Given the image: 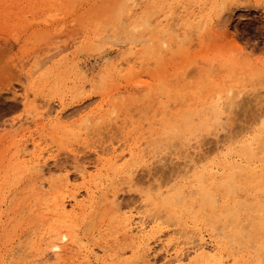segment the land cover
I'll list each match as a JSON object with an SVG mask.
<instances>
[{"label":"rangeland","instance_id":"1","mask_svg":"<svg viewBox=\"0 0 264 264\" xmlns=\"http://www.w3.org/2000/svg\"><path fill=\"white\" fill-rule=\"evenodd\" d=\"M186 9L189 12L194 10L201 15V22L197 24L196 21H192L191 28L185 26L188 20H193V17L189 19L191 14L187 15V13L170 35H153V39L154 37L165 39L166 45H162L161 42L158 45V40L151 38L154 23L151 29L143 28L134 33L129 32L131 26L141 25L146 18L152 21L157 16L170 17L171 14ZM217 14L223 16L219 19ZM134 34L143 36V39L136 42L130 40L132 41L130 43L128 37ZM120 38L123 39L119 40ZM145 40L147 41L144 42ZM169 48L172 50L170 51ZM214 62L216 64L212 65ZM173 64L178 65L176 72L181 70V74L177 72L178 75L176 73L174 77L170 76L163 81L165 86L160 85L161 81L155 83L156 81L150 80V76H157L162 69L167 70ZM186 71L193 72L186 76L184 74ZM136 78L155 83L153 86L156 88L151 87L150 91L146 92L144 85H132L131 82ZM238 88L240 91L246 90L241 105L236 106L234 114L226 112L225 115H221L224 125V129L220 131L222 134H213L215 127L213 123L218 119L212 113L214 101L220 97L219 107L223 106L228 102V96L231 98L237 94ZM235 90L236 94H233ZM108 92L114 93V100L116 98L114 106L110 103L101 104ZM62 105L66 108L67 118L59 123L52 116L39 115V112H45L49 108L54 113ZM263 107L264 4L262 0H0V264H4V258L10 261L13 256H20L24 250H29V252L25 251L26 258L21 259L24 257L21 255L17 261L24 260L25 263L22 264H37L38 262H29L32 256H36L40 251H45L46 254L49 252L50 244L61 237L58 233L50 231L51 220L54 221L56 217L50 207L52 204L57 206L61 200V193L67 190L69 193L77 191L82 194L78 197L81 198L80 201L89 200L87 194L85 195L86 189L88 187L94 189L96 184L85 185L80 173L84 166H87L88 172L93 173L95 169L91 166L95 163L101 165L107 162L106 158L111 156L112 152L101 155L102 160L97 161L98 157L94 150L100 143L103 147H116V153L120 154V157L123 154L118 164L130 159L127 154L129 148H133L137 158V161L135 159L129 161L130 166L135 165L134 167L139 168L137 162H141L140 156L159 155L158 158H164L160 159L161 162L158 161L160 163L155 164L157 168L160 165L163 168H156L153 176L152 171L151 173L149 170L141 171L144 181L133 188L126 186L123 173L114 174L115 167L103 171L105 178L102 179L103 186L116 185L115 188H118L119 185L120 189L122 188L118 191V202L130 203L129 209H131L142 204L145 194L150 198L153 207H158L159 211L165 213L160 197L163 194L178 197L176 194L180 191L187 199L185 198L184 203L180 202L182 204L176 200L178 204L174 212H167L161 218V227L166 229L171 222L173 224L170 225L176 223L183 227L200 225L203 233L207 234L205 230L211 231L210 226L213 230L216 225L220 227L221 222L227 224L222 217L220 221L219 219L218 222L216 221L222 215L220 210H216L218 209L216 206L220 205L218 203H222V200L230 202L235 198L228 196L221 186L219 182L221 175L212 171L204 173L203 183L207 185L206 189H209L210 196L215 200V206H210L199 195L200 183L195 179L193 172L187 174V177L184 169L188 170L191 166L192 170L195 168L202 170L203 164H195L194 156L200 157V154L206 151L203 149L206 146L211 147L210 145L216 148L218 145V150L210 157L211 160L204 162L206 164L214 162L220 153L226 152L229 154L228 163L235 158L237 162H244L246 167L257 163L254 166H258L256 169L260 165V168H263L264 156L261 157L263 154L259 156L261 159L255 162L243 157L240 152L242 145L252 137L253 133L260 131L259 127L262 124H252L251 118ZM188 117L190 118L187 120ZM113 121L118 123L114 125ZM107 123L111 127L108 126L106 132L111 129L100 139L97 137L92 139L91 135L84 134L97 125L102 124L105 127ZM192 130L194 131L191 134ZM188 138L190 140H187ZM33 139L36 145H33ZM221 140L223 144L219 143ZM203 142L206 143L204 146L201 145ZM24 144H27L25 152L30 153L31 156L43 154L50 158L49 168L52 172L44 180L42 190L36 188L40 186L35 184L37 179L29 169L28 159L31 156L23 154ZM197 146L201 147L200 154L197 153L199 148L193 150ZM207 147L206 149H210ZM177 169L181 170L178 172ZM156 172L158 174H155ZM172 172L175 174L177 172V175L171 174ZM66 174L70 178V183L64 188L63 180ZM251 174V171L245 174L237 173V179L245 176L247 178H243L238 183L240 190L234 192L237 200L241 201V198L249 200L247 205H242L243 210L239 217L240 223L251 221L249 224L244 222L242 224L246 226L242 233L249 235L246 237L244 234V238L248 239L244 241L241 238L236 241L230 236L216 235L222 239L221 243L228 246L244 264H258L257 259V262L261 260L259 263L264 260V246H262L264 227H261L258 221L260 219L258 216L262 214L255 212V207L252 208L257 200H264V193L256 194L264 188L253 187ZM114 177L115 180H112ZM96 191L95 206L93 205L92 209H87L84 215L80 216V221H77L72 231L79 245L76 243L69 249L72 251L67 254L68 264L71 259L83 254L88 247L96 249L105 244L110 245L111 250L116 252L125 250L123 254H119V258L131 257L130 239L127 240L121 235L125 222L120 217L122 212L112 214L109 205L106 207L98 203L100 206L97 207L101 191L100 189ZM166 217L171 218L168 221ZM231 221L235 222V219ZM228 230L229 228L222 231L229 233ZM115 238H117L116 244L112 243ZM156 249L154 247V250ZM259 253L260 256L256 258V254ZM155 256L158 262L162 261L161 252H156ZM254 257L256 260H253ZM54 262L52 259L49 264ZM115 264L121 263L115 262Z\"/></svg>","mask_w":264,"mask_h":264},{"label":"bare ground","instance_id":"2","mask_svg":"<svg viewBox=\"0 0 264 264\" xmlns=\"http://www.w3.org/2000/svg\"><path fill=\"white\" fill-rule=\"evenodd\" d=\"M127 4V3H126ZM162 5V4H161ZM200 5V4H199ZM128 6V5H127ZM129 8V6H128ZM127 8V9H128ZM131 8V6H130ZM134 8V7H133ZM132 9V8H131ZM181 9V7L179 8ZM178 9V10H179ZM124 10H126L124 8ZM134 10V9H133ZM158 10V9H156ZM173 10V9H172ZM153 11V10H152ZM177 11V10H176ZM130 12V11H129ZM157 12V11H156ZM219 12V11H218ZM151 13V11H150ZM188 13V14H187ZM128 14V13H127ZM148 14V13H147ZM187 15H190L189 19H191L193 17V20H188L186 23H185V26H189V28L192 27V21H196V23H200L201 20H202V16L197 14L194 10H192L191 12H189L187 9L186 10H183L182 12H179V13H175V14H171L170 17L167 16H157L153 19L152 17V21L151 20H148V18H146L141 25H134L133 27L131 26V29L129 30V32L131 33H134V32H137L138 30H142L143 28H152L151 25L152 23H154V29L155 31L151 33L152 34V39H153V35H158V34H164V35H170L174 30H176L177 28V24L179 23V21L181 19H183L184 16ZM157 15V14H156ZM170 15V14H169ZM215 15V14H214ZM218 15V14H217ZM155 16V15H154ZM219 16V19L223 16L222 15H218ZM144 19V18H143ZM125 27V26H124ZM196 28V27H195ZM129 28H127L128 30ZM149 29V30H150ZM192 35V34H191ZM194 35V34H193ZM121 36V35H120ZM119 36V37H120ZM106 37V36H104ZM189 37V36H188ZM129 38V42L130 40L136 42V41H139V40H142L143 39V36H137L136 34L132 35L131 37H128ZM146 38V37H145ZM162 38V37H161ZM165 38V37H164ZM123 39V38H122ZM121 38L119 40H122ZM154 39L158 40V45H160V42L162 43V45H166V41H164L163 39H160V38H155ZM153 39V40H154ZM171 39V38H170ZM149 40V39H148ZM192 40V39H191ZM131 41V42H132ZM147 40H145L144 42H146ZM125 42V41H124ZM130 42V43H131ZM133 42V43H134ZM132 43V44H133ZM145 45V43H144ZM150 46V44H148ZM161 45V46H162ZM131 46V45H130ZM166 47V46H165ZM146 48V47H145ZM151 49V48H150ZM149 50V49H147ZM169 50L171 51L172 49L169 48ZM146 52V51H145ZM144 54V53H143ZM235 54V53H234ZM237 54V53H236ZM145 55V54H144ZM150 55V54H149ZM219 61V60H218ZM205 63V62H204ZM213 63V62H212ZM237 63V62H236ZM216 63L214 62V64L212 65H215ZM227 64V63H226ZM225 64V65H226ZM233 64V63H232ZM217 66V65H216ZM214 66V67H216ZM235 66V65H233ZM224 67V66H223ZM105 69V68H104ZM170 69V70H169ZM169 69H162L157 76H150V80H153L155 83L157 82H160L162 83L163 81H165L166 79H169L170 76H173V75H176L177 72H179V75L181 74V70L180 71H177L176 70L178 69V65L177 64H173L171 68ZM212 69V67H211ZM222 69V68H221ZM109 70V69H108ZM195 70V69H194ZM224 70V69H223ZM222 70V71H223ZM114 71V70H113ZM188 71V70H187ZM187 71L184 73L186 74H189L191 72H188ZM235 71V70H234ZM103 72V71H102ZM115 74V73H114ZM117 74V73H116ZM183 74V75H184ZM208 74V73H207ZM81 73H80V77H81ZM101 75V73H100ZM106 75V74H105ZM104 75V76H105ZM121 75V74H120ZM178 75V73H177ZM103 76V75H102ZM184 75V77H186ZM227 76V75H226ZM233 76V75H231ZM243 76V75H242ZM174 77V76H173ZM178 76H176V79H177ZM228 78H230L229 76H227ZM226 77V78H227ZM235 77V76H234ZM240 77V76H239ZM247 77V76H245ZM78 78V77H77ZM100 78V77H99ZM138 78V77H137ZM134 79L131 83L132 85L133 84H139V86H141L140 84L144 85V89H146V92H149L150 91V88L151 87H154L153 85L155 84H152L150 83V81H143V80H139V79ZM237 78V77H236ZM235 78V79H236ZM242 78V77H240ZM244 78V77H243ZM242 78V79H243ZM106 79V78H105ZM114 79H117V78H114ZM114 79L112 81H114ZM175 79V78H174ZM188 79V78H187ZM103 80V79H101ZM131 80V78L129 79ZM173 80V79H172ZM171 81V79H170ZM175 81V80H174ZM189 81V80H188ZM238 81V80H236ZM104 82V81H103ZM130 82V81H129ZM178 82V81H177ZM179 82H181L179 80ZM101 83V82H100ZM158 83V84H160ZM176 83V82H175ZM182 83V82H181ZM237 83V82H236ZM99 84V83H98ZM103 84V83H102ZM217 84V83H216ZM160 85H164L163 83L160 84ZM219 85V84H218ZM101 86V85H100ZM104 86V84H103ZM165 86V85H164ZM217 87H221V86H217ZM137 88V87H135ZM156 87H154L155 89ZM166 88V87H165ZM240 88V87H239ZM238 88V92H236V90L234 91L233 94H236L234 96H231V98L228 96V102L226 104H224L223 106L219 107L220 105V97H218V99L216 101H214V104L212 105V113L215 114L216 118L218 119H215L216 121L213 123V126L214 127V130H213V134H217V133H221L220 131L224 129V125L222 124V117L221 115H225L226 112L228 114H234V111H235V108L236 106L238 107L239 105H241L240 103L243 101V94L245 93V91H240V89ZM106 89V88H105ZM164 89V88H163ZM231 89V87H230ZM243 89V88H242ZM246 89V88H245ZM166 90V89H165ZM169 90V89H167ZM172 90V89H171ZM105 91V90H104ZM163 91V90H162ZM198 91V90H197ZM230 91V90H229ZM102 92V91H101ZM199 92V91H198ZM196 92V93H198ZM236 92V93H235ZM145 93V92H143ZM161 93V91H160ZM179 93H183V92H179ZM194 94V92H192ZM230 93V92H229ZM199 94V93H198ZM113 95L114 93H107V97L105 99H103L102 103L101 104H104V103H110L113 104L112 106H114L115 102H116V98L114 100L113 98ZM197 95V94H196ZM216 95V94H215ZM230 95V94H229ZM121 97V96H120ZM136 97V95H135ZM241 98V99H240ZM242 100V101H241ZM80 101V100H79ZM119 101V100H117ZM122 101V100H121ZM198 101V99H197ZM204 102V101H203ZM122 103V102H121ZM83 105V104H82ZM84 106V105H83ZM77 108V107H76ZM199 109H200V106H199ZM53 110H51L50 108L47 109L45 112H39V115L40 116H44L46 115L47 117H54V120L59 123L61 121H63V119L67 118V114L65 113L66 112V108L65 106H60V108L58 110H56L54 113H52ZM83 112V111H82ZM71 113V112H70ZM111 113V112H110ZM188 114V113H187ZM112 115V114H111ZM192 116V115H191ZM114 118V116H113ZM190 117L186 118L187 120L189 119ZM115 119V118H114ZM128 119V118H127ZM163 119V118H162ZM252 124H256V123H261V127H259L260 131L258 132H255L253 133L252 137L248 139V141H246L243 145H242V150L240 151L241 152V155L245 158H248L250 159L251 161H259L261 159V157L264 156V107L263 109L261 108L260 111H258V113L256 112L254 115H252ZM111 120V119H110ZM125 120V119H124ZM184 120V119H183ZM129 121V120H128ZM114 122V121H113ZM127 122V120H126ZM185 122V121H184ZM202 122V121H201ZM99 123V122H98ZM118 123V121H115L114 122V125H116ZM168 123V122H167ZM189 123V122H188ZM200 123V122H199ZM84 124V122H83ZM86 124V123H85ZM111 124V123H110ZM184 124V123H183ZM254 124V125H255ZM95 125V124H94ZM111 125H109L108 123L106 124V126L104 127V125L100 124V125H97L96 127H93V129H90L88 132L85 131L84 134H86L87 136H90L91 135V138L92 139H95V137L97 138H101V136L104 134V133H108V131L106 132L107 130V127ZM126 126V125H125ZM186 126H188L186 124ZM212 126V128H213ZM122 127V126H121ZM178 127V126H177ZM167 128V126H166ZM188 128V127H187ZM194 128V127H193ZM192 128V129H193ZM121 129V128H120ZM125 129V128H124ZM207 129V128H206ZM209 129V128H208ZM118 130H119V127H118ZM166 130V129H165ZM169 130V128H168ZM188 130V129H186ZM199 130V129H197ZM172 131H174L172 129ZM178 131V130H177ZM194 130H192L191 134L193 133ZM248 131V130H246ZM245 131V132H246ZM179 132V131H178ZM198 132V131H197ZM200 132V131H199ZM223 132V131H222ZM244 130L241 131V133H243ZM250 132V131H249ZM167 133V132H166ZM212 133V132H211ZM80 134V132L78 133ZM178 134V133H177ZM190 134V133H189ZM222 134V133H221ZM220 134V135H221ZM85 135V136H86ZM186 135V134H185ZM194 135V134H193ZM218 135V134H217ZM219 135V137H220ZM86 136V137H87ZM104 136V135H103ZM191 136V135H190ZM189 136V137H190ZM242 136V135H241ZM75 137H77L75 135ZM84 137V136H83ZM188 137V136H187ZM186 137V138H187ZM203 137V136H202ZM205 137V136H204ZM218 137V136H217ZM216 137V138H217ZM96 138V139H97ZM104 138V137H103ZM194 138V137H192ZM221 138V137H220ZM219 138V139H220ZM86 139V138H84ZM90 139V138H88ZM98 139V140H99ZM185 139V137H184ZM202 139V138H201ZM187 140H190L189 138ZM186 140V141H187ZM200 139H198L197 142H199ZM224 140V139H222ZM219 142V143H222L223 142ZM88 141V140H87ZM203 141V140H201ZM200 141V143H201ZM209 141V140H207ZM212 141V140H210ZM225 141V140H224ZM193 142V141H191ZM195 142V141H194ZM214 142V140H213ZM217 142V143H218ZM32 143L33 145H36V141L35 139L32 140ZM103 143V142H102ZM183 144H186L184 142H182ZM188 143V142H187ZM181 144V143H180ZM193 144V143H192ZM197 144V143H195ZM204 144H206L205 142H203L201 145L204 146ZM138 145V144H137ZM200 145V146H201ZM119 146H122V145H119ZM209 146V144H208ZM211 147H207V148H210V149H203L206 150L204 152H202L201 150V147L199 148L198 146L197 147H194L193 150L199 148L197 150V153H201L200 157H197V156H194V158L196 157V161L195 164L197 163H202V167L203 169L202 170H198V168H193L194 170L190 169L191 166L188 168H186V170L184 169V174L187 175L189 173H191V171L193 172L194 176H195V179H197V181L200 183V187L197 189L200 194L203 198L202 200L204 202H207L209 203L210 206H215V200L214 197L212 198L210 196V192H209V189H206L207 185L205 183H203V177H204V173L206 172H209V171H212L213 173H216L218 175H221L220 176V184L221 186L224 188L225 192H227L228 196H234L235 199L231 200L230 202H227L224 200V202H227V203H224L223 200H222V203H218L220 205H222L220 208L218 206H216V209L217 211L220 210L222 215L220 217H218L216 219V221H220V218L222 217L223 219H225V221L227 222V224L225 225L223 222L219 223L221 224L220 227H218L217 225L214 226V229L212 230L211 226H210V229L211 231L209 230H205L206 232H208L207 234H204L203 233V228L202 227H197V225L195 226H185L183 227L182 225H178L176 223H174V225H170L164 229L163 227H161L162 225V222L160 221L161 218L164 216L165 213L167 212H174V208L176 207V204H182L184 203L183 201H185V194H183V192H178L180 195H178V193H173V194H176L178 197L176 196H173L171 194H163L160 198H161V203H162V206L164 207L163 209L166 210L165 213L159 211L157 208L153 207V204L150 202V198H148L145 194L144 195V199H143V202H141L140 204L141 205H138V206H134V208L132 209H129L130 208V205L128 204V202H126L127 204H123L122 202L120 203V201L118 202V191L121 190L119 185H118V188H115V186L113 187H109V186H103V171H108L109 168L111 167H115L116 170L114 172L115 175H118L120 173H123L124 177H125V184L128 188H133L134 186H136L139 182H141L143 180L142 176L140 174L141 171H146V170H149L150 173L152 171V176H153V173L155 172L154 170H156V163L158 161H162L163 159L162 158H158L159 155H152L150 157H146V156H140L139 159L141 162H137V164L139 165V168L137 167H134V166H130L129 165V161L131 160H134L137 161L136 159V152L133 150V148H129L128 149V152L127 154L129 155V160H126L124 161L123 163H120L118 164V161L121 159V157H123V154H121L122 156L120 157V154H117V148L116 147H112L110 148L109 146L107 147H103V145L100 143L97 148H95L94 152L96 154V156L98 157L97 158V161H101L102 160V157L101 155H107L108 153L110 154V152H112L111 156L107 157L106 158V161L107 162H104L100 165V163H95V165L91 166V168H94L95 170L93 171V173L91 172H88L87 171V166L83 167L82 170H81V173H80V178L83 179V181H85V185H95L94 186V189H89V187L86 189V193L85 195L87 194L89 200L87 201H80L81 198L79 199L78 197L82 196V194L78 193L77 191L73 192L72 193H69L67 191L61 193L62 196L60 197L61 200L59 202V204H57V206H54L56 204H52V208L50 207V209H52V213L54 215H56L55 217V220L53 221V217H50L52 220H51V223H50V231L51 233H58L61 237L57 240H54L50 246H49V252H46L45 251H40L39 253L36 254V256H32V258L29 260V262L31 263H36L38 262L37 264H49V261L50 260H54V264H68L69 262V259L67 257V254L70 253L72 250H69L72 248V245L76 244V240H75V233L72 232L77 224V221H80V216L86 212V210L89 208L92 209L91 207H93V205L95 206V201L97 199V197L95 196V193L97 192L96 190L100 189L101 193H100V196H99V200L97 202V207H99L100 205L102 206H106L109 205L108 208H110L112 210V214L113 212L115 214L117 213H120L122 212V216H120L121 218H123L122 220H124V226H123V231H122V236L123 238H128L130 239V244L132 245V247H130V245L128 247L132 248V252H131V257L129 259H123V258H119V254H123L125 250H118L117 252L114 251V250H111V246L110 245H101V246H98V248L96 249H93V248H88L86 250H84V253L79 255V257L76 259H71V262L69 264H115V262H120L121 264H244L239 257L236 256V254L234 252H232L230 250V248L228 246H225L224 244L221 243L222 239H220V237H217L218 235L217 234H221V235H225V236H230V238L232 237L233 240H240L241 238L244 239H248V238H244V236L246 235V233H242L244 228V225L242 224H249V223H246V222H242L240 223L239 222V217L241 216V209L242 208V205L243 204H246L249 200L247 198L245 199H240L241 201L237 200L236 199V195H235V190H240V185H238V183L244 178H247L246 176L245 177H240L237 179V173L238 174H245L246 172L250 173V171L252 172L250 178H251V183L254 182L253 184V187H263L264 188V164L262 165L263 168H259L260 170L256 169L257 167H254L256 164L252 163L251 164H254V166H251V167H246L244 166V162L242 163L241 162H237L236 159H232L233 161L231 163H228V158H227V155L229 154H225L224 153H220V155H218V158L217 160H215L214 162H211L210 164H206L204 163L205 161H208L210 159L211 156H213V154L218 150V145H217V148L216 147H213L212 145H210ZM216 146V145H215ZM220 146V145H219ZM151 147V146H150ZM193 147V146H192ZM214 149H213V148ZM23 154H27L29 156H31L30 153H27L25 152V150L27 149V144H24L23 147ZM187 148V147H185ZM227 148V147H226ZM189 149V148H188ZM180 150V149H179ZM178 150V151H179ZM192 151V150H191ZM201 151V152H199ZM229 151V150H228ZM231 151H233V149H231ZM235 151V150H234ZM148 153V152H147ZM155 153V152H154ZM195 152V154H197ZM228 153V152H227ZM146 155V153H144ZM156 154V153H155ZM166 154V153H165ZM221 154H224V155H221ZM261 154H263L261 157H259ZM126 156V155H125ZM237 156V155H236ZM167 157V156H166ZM230 157V156H229ZM162 159V160H160ZM22 160V159H21ZM54 160V159H53ZM211 160V159H210ZM49 161H50V158L49 157H45L43 154H39V155H32L29 159H28V162L30 163V166H29V169H31L33 175L36 177L37 181H36V185L37 186H40V187H36L38 189H41L42 190V187H44V180H46V177L47 175H50V173L52 172L49 168ZM158 162V163H160ZM164 162V161H163ZM191 162V161H190ZM54 163H56V161L54 160ZM209 163V162H208ZM27 164V163H26ZM94 164V163H93ZM163 164V163H162ZM186 164L188 165V162H186ZM260 164V163H259ZM133 165V164H132ZM164 165V164H163ZM193 165V164H191ZM200 165V164H199ZM159 166V165H158ZM161 166V165H160ZM159 168H163L160 167ZM186 166V165H185ZM250 166V165H249ZM12 168V166H10ZM166 167V166H164ZM90 168V167H89ZM157 168V169H159ZM13 169V168H12ZM165 169V168H164ZM163 169V170H164ZM19 169H17L18 171ZM28 170V169H27ZM166 170V169H165ZM176 170V169H175ZM179 169H177L178 171ZM181 170V169H180ZM179 170V171H180ZM14 171V170H13ZM174 171V170H173ZM178 171V172H179ZM12 172V171H10ZM16 172V171H14ZM31 172H29L31 174ZM161 172V171H160ZM183 173V171H181ZM162 173V172H161ZM165 173V172H164ZM174 172H172L171 174H173ZM13 174V172L11 173ZM19 174V172L17 173ZM16 174V175H17ZM105 174V173H104ZM145 174V172H144ZM155 174H158L157 172ZM168 174H169V170H168ZM175 174V173H174ZM179 174V173H178ZM15 175V176H16ZM121 175V174H120ZM147 175V174H146ZM161 175V174H160ZM177 175V172L176 174ZM12 176V175H11ZM10 176V178H11ZM32 176V177H34ZM106 176V175H105ZM145 176V175H144ZM190 176V175H189ZM211 176V175H210ZM8 177V176H7ZM27 177V176H26ZM64 177V176H63ZM151 177V176H149ZM188 177V175H187ZM6 178V177H5ZM14 178V177H13ZM107 178V176H106ZM116 177H114L112 180H115ZM145 178V177H144ZM63 179V178H62ZM72 179V178H71ZM105 179V178H104ZM258 179V180H257ZM30 180V178H29ZM111 180V182H112ZM123 180V179H122ZM247 180V179H246ZM62 181V180H61ZM64 184L63 186H65L64 188H66V186L70 183V178L69 176H66L64 177ZM123 181V182H124ZM144 181V180H143ZM212 181V180H211ZM31 182V181H30ZM196 182V183H198ZM213 182V181H212ZM215 182V181H214ZM33 183V182H32ZM63 183V182H62ZM34 184V185H35ZM61 185V183H60ZM105 185V184H104ZM251 185V184H250ZM111 186V185H110ZM197 186V185H196ZM248 186V185H247ZM34 187V186H33ZM117 187V186H116ZM91 188V187H90ZM115 188V189H114ZM177 188V187H176ZM210 188V187H209ZM45 189V188H44ZM114 189V190H113ZM179 189V188H178ZM260 189V188H259ZM130 190V189H129ZM237 191V192H238ZM121 192V191H120ZM164 192V191H163ZM169 192V191H168ZM59 193V191H58ZM56 193V194H58ZM67 193V195L65 194ZM255 193V192H254ZM259 193H264V189H261L259 191L256 192V194H259ZM60 194V193H59ZM141 194V195H142ZM160 194V193H159ZM38 195V194H37ZM97 195V194H96ZM142 195V196H143ZM194 196V194H191V196ZM123 197V196H122ZM120 198V197H119ZM53 199V198H52ZM56 199V198H55ZM187 199V198H186ZM228 199V198H227ZM254 199V198H253ZM57 200V199H56ZM121 200V199H120ZM152 200V199H151ZM178 203H177V201ZM220 200V199H219ZM47 201V200H46ZM52 201V200H50ZM155 201V200H154ZM57 202V201H56ZM133 202V201H131ZM182 202V203H180ZM55 203V202H54ZM98 203L100 204L98 206ZM193 204V203H192ZM217 205V204H216ZM247 205V204H246ZM54 206V207H53ZM151 206V207H150ZM105 207V208H106ZM191 207V206H190ZM196 207V206H195ZM255 207V208H254ZM247 208V207H246ZM245 208V209H246ZM249 208V206H248ZM254 208V211L257 212V213H260L262 215L258 216L260 217V219H258V221H260V224H261V227H264V200H257V202H255V204L253 205ZM202 209V208H201ZM43 210V209H42ZM215 210V211H216ZM46 211V210H45ZM50 212V211H49ZM253 212V211H252ZM253 212V213H255ZM51 213V212H50ZM176 213V212H175ZM84 215V214H83ZM180 215V214H178ZM177 215V216H178ZM192 215V214H191ZM45 216V215H44ZM114 216V215H113ZM205 216L208 218L207 214L205 213ZM43 217V216H42ZM83 217V216H82ZM195 217V216H194ZM251 217V216H250ZM45 218V217H43ZM47 218H48V215H47ZM80 218V219H79ZM167 220L169 221V218L171 217H166ZM176 218V217H174ZM249 218V217H247ZM49 219V218H48ZM79 219V220H78ZM173 219V218H172ZM203 219V218H202ZM206 219V220H207ZM215 219V218H214ZM231 219H235V222H232ZM255 219V218H254ZM42 220V219H40ZM121 220V221H122ZM163 220V219H162ZM166 220V221H167ZM247 220V219H246ZM43 221V220H42ZM120 221V222H121ZM165 221V220H164ZM163 221V222H164ZM217 221V222H218ZM44 222V221H43ZM42 222V224L44 225V223ZM229 222V223H228ZM248 222V220H247ZM256 222V220L254 221ZM122 223V222H121ZM120 223V224H121ZM208 223V222H207ZM222 223L224 225H222ZM47 224V223H46ZM173 224V223H172ZM218 224V225H219ZM256 224V223H255ZM41 225V224H40ZM164 225V224H163ZM173 226V227H172ZM259 226V225H258ZM47 229L49 227V222H48V226H46ZM216 227V228H215ZM250 227V226H249ZM260 227V226H259ZM229 228V233L226 231V232H223L222 230H225ZM202 230V231H201ZM41 231V230H40ZM45 231V230H44ZM49 232V230H48ZM48 232H46V234H48ZM74 234H72V233ZM33 233V231H32ZM36 232H34L35 234ZM42 233H43V230H42ZM55 233V234H56ZM32 234V235H34ZM249 234V233H247ZM31 235V236H32ZM217 235V236H216ZM31 236H30V239H31ZM67 236L68 239L67 241H65L63 238ZM208 236V237H207ZM116 237V236H115ZM246 237H249V235ZM52 238V237H50ZM29 239V238H28ZM78 239V237H77ZM127 239V240H128ZM242 239V240H243ZM125 240V239H124ZM126 240V241H127ZM114 244L117 243V238H115L113 240ZM23 243H26V242H23ZM81 243V241H80ZM83 243V242H82ZM129 243V242H128ZM232 243V242H231ZM249 243V242H247ZM29 245V242L27 243ZM78 244V243H77ZM252 244V243H250ZM79 245V244H78ZM247 245V244H246ZM22 246V245H21ZM83 246V245H82ZM262 246H264L262 244ZM154 247H156L157 249L154 250ZM232 247V246H231ZM260 247V246H259ZM55 248H59V251H54L53 249ZM244 248V247H243ZM255 249V248H253ZM264 249V248H263ZM240 250V248H239ZM18 251V250H17ZM16 251V253H17ZM23 251V250H22ZM25 251H28L29 250H24V254L23 252L21 253V255H24L23 258L21 259H25ZM48 251V250H47ZM123 252V253H122ZM127 252V250H126ZM161 252L162 255H163V259L161 262H158L157 261V256H155V254ZM259 252V251H258ZM260 252H263V251H260ZM11 253V252H10ZM9 253V254H10ZM15 252L14 254L17 255ZM36 252H34L35 254ZM101 254V255H100ZM11 255H13L11 253ZM20 255V256H21ZM10 256V255H9ZM19 255L17 256H13V259L10 260V261H6L5 258L3 260V263L4 264H15V263H18V264H22L23 262L25 263L24 260H21V261H17V259L20 258V256L18 257ZM256 258H258V256H260V253L257 255L256 254ZM11 257V256H10ZM8 257V258H10ZM263 256H261L262 258ZM159 258V257H158ZM260 259V258H259ZM264 259V258H263ZM253 260H256L255 257ZM258 260V259H257ZM256 260V263L258 264H264V260L263 262L259 263L260 261L257 262ZM51 264V263H50ZM255 264V263H254Z\"/></svg>","mask_w":264,"mask_h":264},{"label":"snow or ice","instance_id":"3","mask_svg":"<svg viewBox=\"0 0 264 264\" xmlns=\"http://www.w3.org/2000/svg\"><path fill=\"white\" fill-rule=\"evenodd\" d=\"M262 4H264V0H262ZM63 239H64L65 241H67L68 237L65 236ZM53 250H54V251H59V248H55V249H53Z\"/></svg>","mask_w":264,"mask_h":264}]
</instances>
